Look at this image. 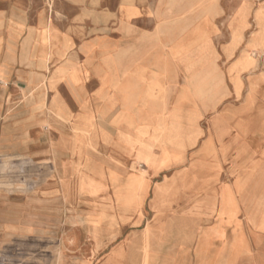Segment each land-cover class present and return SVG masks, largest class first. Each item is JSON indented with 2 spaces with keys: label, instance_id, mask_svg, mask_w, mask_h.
Listing matches in <instances>:
<instances>
[{
  "label": "crops",
  "instance_id": "crops-1",
  "mask_svg": "<svg viewBox=\"0 0 264 264\" xmlns=\"http://www.w3.org/2000/svg\"><path fill=\"white\" fill-rule=\"evenodd\" d=\"M192 13L0 0V264H264L262 39Z\"/></svg>",
  "mask_w": 264,
  "mask_h": 264
},
{
  "label": "rangeland",
  "instance_id": "rangeland-1",
  "mask_svg": "<svg viewBox=\"0 0 264 264\" xmlns=\"http://www.w3.org/2000/svg\"><path fill=\"white\" fill-rule=\"evenodd\" d=\"M181 6H191L193 8L192 15L187 16L193 19V30L181 41L179 46L171 48V53L174 56L181 55L183 59H186L191 43L193 45V56H195V58L193 57V69L195 66L202 64L204 54L208 53L205 43L209 37L211 25L219 29L220 33H226L225 30L228 26L231 28L232 24L241 23L242 27L245 26L246 39L251 36L256 27L258 28L257 35L262 39V48L254 55L256 59L261 61L257 70L259 73L261 72L262 76L263 85L260 93L264 103V0H181ZM220 38V40L223 39L221 34ZM214 49L215 53H218L219 43L215 44ZM234 85L238 87L239 80H235ZM155 97V95L139 96L137 101H152ZM158 129V125L153 126V133ZM262 161L264 163V159ZM6 166L8 167V164ZM262 173L264 178V167Z\"/></svg>",
  "mask_w": 264,
  "mask_h": 264
}]
</instances>
